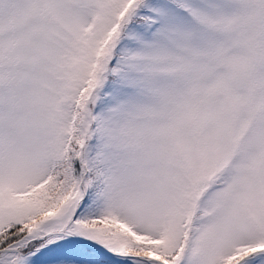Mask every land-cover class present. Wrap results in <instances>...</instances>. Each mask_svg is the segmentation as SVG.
Here are the masks:
<instances>
[{
  "label": "snow or ice",
  "instance_id": "1",
  "mask_svg": "<svg viewBox=\"0 0 264 264\" xmlns=\"http://www.w3.org/2000/svg\"><path fill=\"white\" fill-rule=\"evenodd\" d=\"M0 264H264V0H0Z\"/></svg>",
  "mask_w": 264,
  "mask_h": 264
}]
</instances>
